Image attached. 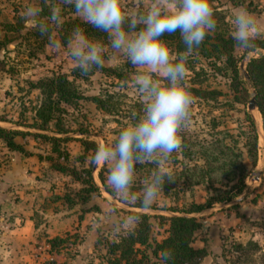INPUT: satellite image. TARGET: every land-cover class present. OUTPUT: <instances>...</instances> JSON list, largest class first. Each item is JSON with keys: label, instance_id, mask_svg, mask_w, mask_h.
<instances>
[{"label": "rangeland", "instance_id": "obj_1", "mask_svg": "<svg viewBox=\"0 0 264 264\" xmlns=\"http://www.w3.org/2000/svg\"><path fill=\"white\" fill-rule=\"evenodd\" d=\"M151 2L121 0V6L126 16L132 18L143 15ZM30 4L40 9L41 18H46L51 8L57 6L61 9L62 22L74 18L82 20L76 15L74 6L62 3V0H43L48 15L44 14L40 0H0V120H4L0 121V126L28 132L15 137L25 153L8 149L0 140V173L8 160L14 162L13 159H17L24 167L23 184L32 186L35 192L33 204L27 209L33 229L29 240L22 244L26 257L21 263L48 264L54 261L57 264H98L109 256V243L136 226L137 222L129 219L136 212L149 215L150 235L160 241L167 235V222L163 217L169 216L173 209L179 212L192 202H202L208 191L206 184L187 185L181 178L173 176V181L166 183L167 188L162 189L152 206L143 208L134 206L140 203L139 199L125 202L113 195L107 185V165H92V178L99 189V196L92 200L96 209L83 211L79 203L69 206L64 201V193L72 196L71 192L76 191L80 184L70 176L52 169L46 157L50 156L77 170L89 167L90 152L84 153L82 161L76 158L82 154L78 139L91 140L96 148L100 144L111 143L122 127L134 122L142 114L144 101L135 83L137 69L125 55L112 51L108 36L105 39H89L104 45L103 66L115 68L120 77L106 74L99 67H94L86 75L80 71L76 77L72 76L71 70L76 65L68 54L69 37L62 42L66 26L62 23L59 27L53 25L48 34L42 35L31 22L23 18L24 9ZM213 5L224 16L226 31L231 35L233 14L240 8L246 9L257 21L254 39L264 40V0H213ZM71 29L70 32L73 31ZM167 44L175 55L173 46ZM232 53L237 62L238 78L243 79L238 69L240 60L246 58L247 62L248 58L264 54V49L256 47L245 51L236 46ZM190 64L192 70L188 68ZM199 69L198 75L193 73ZM57 73L65 74L81 95L74 105H59L62 110L60 120L67 131L64 134L29 126L34 121V109L40 99L38 89L29 83ZM231 77L223 57H211L209 60L188 58L185 76L187 90L189 86H194L215 89L220 94L210 100L190 93L193 103L190 117L179 132L181 148L173 152L162 165L165 173L173 175L184 164L203 165L200 145L219 138L216 134L218 131L236 135L240 129L247 128L245 115L250 116L246 107L251 96L250 88L246 87V95L241 90L232 89ZM154 78L161 79L155 74ZM92 95L104 99L111 111L105 112L95 107L88 99ZM133 113L137 116L134 117ZM254 115L257 128L256 161L244 178L241 192L227 202L215 203L202 212L189 214L199 222L192 246L205 250L198 264H264V133L257 110ZM79 129L85 130L86 134H80ZM31 133L68 137L59 145L61 152H67L66 160L50 151L47 140L33 137ZM235 138L236 144L229 137H224L223 142L234 151H244L243 139ZM10 155H14V158H10ZM243 162L248 164L245 158ZM156 167L155 163L150 162L136 164L132 192L137 197L142 194L143 180ZM210 183L223 188L214 180H210ZM104 189L110 190L111 194ZM52 237L61 238L55 248L57 252L54 248L48 251V239ZM247 242L255 243L256 248L249 250L250 246L247 245L242 251H234L236 245L244 246Z\"/></svg>", "mask_w": 264, "mask_h": 264}, {"label": "clouds", "instance_id": "obj_2", "mask_svg": "<svg viewBox=\"0 0 264 264\" xmlns=\"http://www.w3.org/2000/svg\"><path fill=\"white\" fill-rule=\"evenodd\" d=\"M62 3L73 5L76 15L85 23L106 33L112 51L125 55L137 69L135 83L144 101L142 114L122 127L111 143L98 145L90 164L108 166L106 180L114 196L125 202L139 199L143 208H149L165 182L173 181L162 165L181 148L179 132L190 117L193 103L185 82L187 61L207 33L216 28L213 8L209 0H152L143 15L129 18L121 0H62ZM23 18L42 35L48 34L51 26L59 27L62 23L61 9L57 6L51 8L46 18H41L40 9L30 4L24 9ZM232 23L236 46L252 48L258 29L256 19L240 8L233 14ZM177 32L185 51L174 55L162 37ZM104 52L102 43L89 39L80 27L73 29L68 54L82 74L102 67ZM154 74L161 79H155ZM145 162L157 167L143 180L142 194L137 197L132 192L135 166ZM129 219L137 222L139 216ZM171 259L172 252L165 249L164 264Z\"/></svg>", "mask_w": 264, "mask_h": 264}, {"label": "trees", "instance_id": "obj_3", "mask_svg": "<svg viewBox=\"0 0 264 264\" xmlns=\"http://www.w3.org/2000/svg\"><path fill=\"white\" fill-rule=\"evenodd\" d=\"M209 2L213 8L216 28L214 31L207 33L202 44L199 48L194 49L189 59L203 58L209 60L211 57H223L226 67L232 74L231 88L241 90L245 95L247 94L246 87L254 90V101L264 133V54L251 57L246 62L245 70L249 81H245L242 78L239 79L236 68L237 62L232 53L234 47H236V43L233 36L226 31L224 16L220 11L216 10V7L213 5V0H209ZM40 6L44 9V14L48 15V12L43 6V0H40ZM62 24L66 26L62 35V42L71 35L69 29L72 28L71 30H73L76 27L83 29L88 37L95 39H105L107 37L106 33L93 28L91 25L79 19L74 18L69 21H63ZM162 39L173 46L176 54L185 51V45L180 39L179 32L171 35L165 33ZM256 47L264 49V40L254 39L253 47L245 51ZM189 62L192 63L193 61ZM99 68L106 74L115 76L116 78L120 77L119 73L113 67L102 66ZM188 68L192 70L193 67L190 64ZM199 71L201 69L193 71V73L198 75ZM79 72L80 69L75 66L71 70V75L76 77ZM29 84L38 89L40 94L39 103L34 109V121L29 126L39 130L50 129L56 134L66 133L67 131L64 129L60 120V112L62 110L59 105L60 103L74 105L81 98L80 93H78L72 81L68 80L65 74L57 73L49 77L40 78ZM188 91L192 96L210 100L216 99L220 94L215 89L194 86H189ZM88 99L98 109L105 112L111 111L105 100L101 97L92 95ZM245 117L247 122V128L245 130L240 129L236 135L229 134L228 131H218L216 134H218L219 138L205 145H200L199 153L203 159V165L196 163L192 165L184 164L180 171L171 175L172 177L181 178L182 182L187 183V185L206 184L208 191L205 199L200 203L192 202L188 207L179 212L173 209L169 216L163 217L167 222V235L160 241H156L150 235L149 215L145 213H133L139 216L136 226L132 230L120 234L116 241L110 242L107 251L109 256L98 264H156L154 262L164 264L162 253L165 249L172 252V259L168 264H198L205 255V250L203 247L192 246L194 232L198 229L199 222L197 218L189 214L202 212L212 207L215 203L227 202L235 198L236 194L241 192L244 186L243 181L245 176H247L248 172L255 165L257 128L249 115L246 114ZM78 132L83 135L86 134L85 130L79 129ZM25 134H28V132L0 126V140L8 149L13 151L25 153L22 145L15 141V137ZM31 135L47 140L50 143V151L55 153L57 157H62L66 160L68 156L67 152H61L59 145L61 142L68 140V137L41 133H31ZM224 137H229L234 144L237 142V138L235 137H241L243 139L242 148L244 151H234L230 145L223 142ZM78 141L82 147V154L76 156V158L82 161L84 153L90 152L91 161L96 150L95 143L86 138H79ZM243 154L248 164L243 162ZM46 159L49 160L52 169L70 176L80 184V187L76 191L71 192L72 196L69 193H64L62 196L64 201L69 206L79 203L81 205L80 210L83 211L95 210L96 206L92 203V200L94 197L99 196V189L92 178V165L90 164L87 168L77 170L75 167L60 163L50 156H47ZM210 180L220 183L223 188L213 186ZM166 183L167 181L163 186L164 190L167 188ZM104 190L108 194H111L110 190ZM134 206L142 207L140 203ZM175 212L177 214H174ZM48 240V251L54 248V251L57 252L55 248L61 242V238L52 237ZM247 245L250 246L249 250L256 248L255 243L247 242L244 246L236 245L234 251H242ZM48 264L57 263L50 261Z\"/></svg>", "mask_w": 264, "mask_h": 264}, {"label": "crops", "instance_id": "obj_4", "mask_svg": "<svg viewBox=\"0 0 264 264\" xmlns=\"http://www.w3.org/2000/svg\"><path fill=\"white\" fill-rule=\"evenodd\" d=\"M13 160H8L0 173V264H23L26 256L22 244L33 229L27 209L33 204L34 188L23 184L24 167Z\"/></svg>", "mask_w": 264, "mask_h": 264}, {"label": "water", "instance_id": "obj_5", "mask_svg": "<svg viewBox=\"0 0 264 264\" xmlns=\"http://www.w3.org/2000/svg\"><path fill=\"white\" fill-rule=\"evenodd\" d=\"M245 62H246V58L241 59L239 64H238V69L240 70V72H241V74L243 76V79L245 81H249L248 75H247L245 67H244ZM250 92H251V96H250L249 100L247 101L246 107H247L248 113L250 114L251 118L253 119V121H254V123L256 125V121H255V119L253 117V110L256 109V104H255V101H254V90L250 89ZM254 179H257V177H255Z\"/></svg>", "mask_w": 264, "mask_h": 264}, {"label": "bare ground", "instance_id": "obj_6", "mask_svg": "<svg viewBox=\"0 0 264 264\" xmlns=\"http://www.w3.org/2000/svg\"><path fill=\"white\" fill-rule=\"evenodd\" d=\"M255 110H256V109L253 110V117H254V118H255V115H254V111H255ZM255 119H256V118H255Z\"/></svg>", "mask_w": 264, "mask_h": 264}]
</instances>
